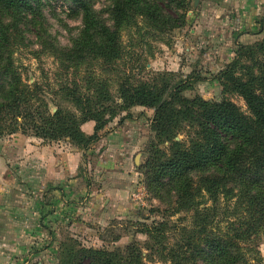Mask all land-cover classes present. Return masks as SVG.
I'll return each mask as SVG.
<instances>
[{
    "label": "trees",
    "instance_id": "obj_1",
    "mask_svg": "<svg viewBox=\"0 0 264 264\" xmlns=\"http://www.w3.org/2000/svg\"><path fill=\"white\" fill-rule=\"evenodd\" d=\"M107 1L109 4L105 7V19L92 10L89 0L63 1L74 10L75 15L80 16L82 25L79 35L71 40L67 52L53 46L42 36L45 33L43 0H0L1 124L4 122L3 125L9 127V135L27 136L28 130L17 126L18 119L21 118L33 125L36 138L43 141L68 140L70 144L84 148L97 138V133L104 124L118 112L134 107L152 109V131L158 141H169L171 145L168 153L153 150L151 158L145 164L143 175L145 179H150L159 186L161 183V187L162 181L167 180L165 187L169 186L174 193L176 211L194 210V218L199 220L196 225L200 230L183 234L174 246L168 248L163 243L170 222L163 220L158 224L144 225L149 239L156 245V255H146L145 259H154L159 255L158 259L165 260L167 264H248V259L244 258L237 242L249 241L253 235L264 232L262 68H257L256 76L251 74L247 80L237 76L234 63L228 64L218 75L223 91L240 96L249 115H245L228 101L212 102L199 96L186 98L182 95L185 88L183 84L172 85L163 76L148 82H139L137 85L126 79L118 82L116 97L109 96L111 82L100 78L92 80L97 92L92 97L77 95L75 85L70 89L65 87V95L70 98L64 100L69 101L74 109L57 105L55 112H51L44 100L39 99L17 75L13 55L19 45L18 38L22 27L33 31L38 29L36 37L42 39V47L50 53L53 52L57 59L76 61L83 55H92L112 64L120 57L119 31L133 15L145 17L152 25L173 28L179 19L172 15L177 10L184 12V3L189 2ZM160 4L164 7H160ZM165 9H168V14ZM35 105L37 106L34 108ZM89 121L94 123V129L88 136L82 132L81 126ZM2 131L0 128V135ZM181 134L185 135V139L175 141V137ZM233 141L235 143L232 144ZM209 169L214 172L204 175V171ZM233 191L241 197L244 211L235 219V223L229 222L231 227L228 228L227 235L231 236L224 239L212 235L199 240L198 236L207 232L206 217L210 215L206 213L207 208L199 209L202 203L197 197L207 196L214 201L220 194H230ZM153 194L157 199H162L158 190H153ZM67 241L61 242L59 246V264H70L72 261H77V264H145L136 244L127 246L123 251H108L84 248L74 242L76 252H73L68 249ZM197 241H203L202 248L197 245Z\"/></svg>",
    "mask_w": 264,
    "mask_h": 264
},
{
    "label": "rangeland",
    "instance_id": "obj_2",
    "mask_svg": "<svg viewBox=\"0 0 264 264\" xmlns=\"http://www.w3.org/2000/svg\"><path fill=\"white\" fill-rule=\"evenodd\" d=\"M43 1L45 2L43 38H46L53 46L61 48L62 51L69 52L71 40L79 35L82 27L80 16L75 15L74 10L64 4V0ZM89 1L92 3V10L97 12L98 16L102 19L107 18L104 12L109 4L107 0ZM184 5L186 7L184 12L177 10L175 15H172L175 19H179L173 28L152 25L145 17L133 15L119 31L120 57L112 64L96 59L92 55H83L76 61L57 59L53 52L50 53L48 49L42 47V39L36 37L38 29L33 31L22 27L18 38L19 45L13 55L17 75L39 99L44 100L51 112H55L57 105L70 110L74 109L69 101L64 100L70 98L65 95V87L70 89L75 85L77 95L92 97L97 93L92 80L96 81L100 78L111 82L108 93L109 96L116 97L118 82L126 79L137 85L139 82H148L163 76L171 81L172 85L183 84L185 88L182 95L186 98L199 96L212 102L228 101L237 106L242 113L249 115L247 106L240 96L223 91L218 75L228 64L233 63L236 65L234 71L237 76L245 80L251 74L256 76L257 68L264 70V2L257 15L247 12L246 16L241 17L237 7L235 10L230 9L225 14L228 17L227 27L219 30V36L212 35V28L206 25L208 21H205L203 15L207 9H204L205 6L202 3L198 0H189ZM160 7L164 5L160 4ZM167 10L165 9L168 14ZM219 42L222 43L218 46ZM42 109L44 110L43 106ZM144 109L143 113H139V109L134 108L118 112L114 118L104 124L97 133V138L84 148L69 144L74 151L77 149L81 152L82 160L79 168L86 178L85 182L91 189L93 188L92 190L100 193L103 184L102 171L97 167H99L98 163L107 157L105 152L109 145L107 141L110 133L113 128L122 129L124 126L131 125V122L140 125V128L137 126L133 133L141 141L133 157L134 160L132 158L136 177L130 183L129 210L124 213L119 211L115 215L103 212L108 216L99 222H89L86 228L88 232L84 236H81L79 228L75 229L76 235L71 234L73 224L78 221L69 219L71 226L65 234H62L58 244L57 264H59V246L61 242L67 240L68 249L73 252H76L74 242L84 248L108 251H123L127 246L136 244L142 255V262L145 264H167L165 260L158 259L159 255L149 259L152 260L151 262L145 259L146 255H156L154 253L156 245L149 239L143 226L158 224L163 220L170 222L164 234L163 243V246L168 248L174 246L183 234L200 230L196 225L199 220L194 218V210L176 211L173 203L174 193L170 191L169 186L165 187L167 180L162 181L161 187V183L159 186L150 179H145L143 175L145 164L151 158L153 150L158 149L168 153L171 145L169 141H158L155 132L151 129L154 111ZM3 124L4 122L2 124L0 122V128L3 129L0 141L12 136L9 135V127ZM18 124L20 129L28 130V137L36 138L32 124L21 118L18 119ZM135 125H132L133 129ZM183 139H185L184 134L175 137V141ZM43 142H59L65 145L68 140ZM213 172L214 170L209 169L203 174L211 175ZM195 177L197 178L196 175ZM153 190H158L162 199H157ZM197 198L202 203L199 209L207 208L206 213L210 215L206 217L207 232L199 236L196 234L199 240L212 235L229 238L231 236L227 235L228 228L231 227L229 222H234L244 211L241 197L233 191L230 194H220L214 201L207 196ZM73 211L74 209L71 212ZM234 227L239 229L238 226ZM197 242V245L202 248L203 241ZM237 243L244 258L248 259V264H264V232L253 235L249 241L239 240ZM69 263L77 264V261Z\"/></svg>",
    "mask_w": 264,
    "mask_h": 264
},
{
    "label": "crops",
    "instance_id": "obj_3",
    "mask_svg": "<svg viewBox=\"0 0 264 264\" xmlns=\"http://www.w3.org/2000/svg\"><path fill=\"white\" fill-rule=\"evenodd\" d=\"M198 2L207 9L203 16L211 34L219 36V30L227 27L225 14L230 9L237 7L241 17L247 12L257 15L264 0ZM131 123L110 133L107 157L97 167L102 171L100 193L85 182L79 168L81 152L74 151L70 143L43 142L21 134L0 141V264H57L58 244L71 226L69 219L78 221L71 234L76 235L79 228L84 236L89 222L108 216L103 212L115 215L129 210L130 183L136 177L132 158L141 141L133 135L140 125ZM93 129L92 121L81 126L86 135Z\"/></svg>",
    "mask_w": 264,
    "mask_h": 264
}]
</instances>
